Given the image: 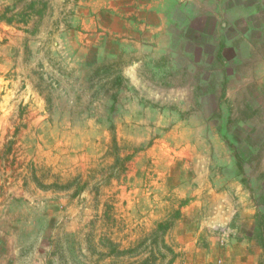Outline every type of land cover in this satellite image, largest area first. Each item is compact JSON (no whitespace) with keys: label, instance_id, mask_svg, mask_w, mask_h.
<instances>
[{"label":"rangeland","instance_id":"obj_1","mask_svg":"<svg viewBox=\"0 0 264 264\" xmlns=\"http://www.w3.org/2000/svg\"><path fill=\"white\" fill-rule=\"evenodd\" d=\"M112 4L0 0V264H169L164 246L171 264H238L223 238L264 240V121L219 128L213 51L115 23Z\"/></svg>","mask_w":264,"mask_h":264},{"label":"crops","instance_id":"obj_2","mask_svg":"<svg viewBox=\"0 0 264 264\" xmlns=\"http://www.w3.org/2000/svg\"><path fill=\"white\" fill-rule=\"evenodd\" d=\"M112 2L116 11L115 23L122 20L136 32H143L146 28L151 32L156 28L160 32L169 25L172 46L195 49L197 53L193 52L194 56L204 64L210 55L208 50L213 51L214 60L219 64V95L225 101L227 112L224 118L219 119L223 121L219 128H226L234 119L239 129L252 131L256 129L255 122L264 121V0ZM191 52L187 54L192 55ZM198 62L194 61L193 65ZM247 135L250 137L251 134ZM236 189L240 191L238 195L241 194V188ZM224 195V201L228 203V193ZM227 203L221 204V209L210 217L212 226L232 223L236 212ZM239 217L243 224L254 229L253 209L244 204ZM244 237L223 238V244L224 241L226 244L222 250L225 254H233L232 259L238 264H258L260 250L256 238L252 234Z\"/></svg>","mask_w":264,"mask_h":264},{"label":"trees","instance_id":"obj_3","mask_svg":"<svg viewBox=\"0 0 264 264\" xmlns=\"http://www.w3.org/2000/svg\"><path fill=\"white\" fill-rule=\"evenodd\" d=\"M221 129H225L224 127L221 128ZM223 141L226 143V145L229 147V149L231 150L232 152V158H233V163L235 165V175L236 177H239L240 178V183L243 184V186L246 184V181H245V175H244V172H243V165H244V158L241 156L240 152H238L237 150L234 149V145H236L233 141H230L229 139H226L223 137ZM264 219V218H263ZM264 225V223H263ZM162 228V225L160 224L158 226V229H161ZM256 228L258 229L259 228V222L257 221V225H256V221H255V224H254V229H253V233H255V230ZM256 236V234H255ZM256 241L260 247V249L262 250V248H264V240L262 238V236H256ZM164 246V244H162ZM165 250L167 251L168 254H170L172 256L171 260L169 261V264H171V262L173 261L174 259V253L173 251L170 249V248H166V246H164ZM141 264H145V263H141Z\"/></svg>","mask_w":264,"mask_h":264}]
</instances>
